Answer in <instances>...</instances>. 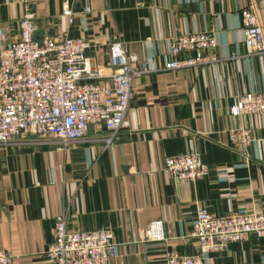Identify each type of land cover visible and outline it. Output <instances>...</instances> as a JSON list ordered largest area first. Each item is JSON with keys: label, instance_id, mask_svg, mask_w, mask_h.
I'll return each mask as SVG.
<instances>
[{"label": "crops", "instance_id": "0c3cea01", "mask_svg": "<svg viewBox=\"0 0 264 264\" xmlns=\"http://www.w3.org/2000/svg\"><path fill=\"white\" fill-rule=\"evenodd\" d=\"M243 8L255 14L264 37V0H0V51L19 37V20L29 12L35 39L87 40L104 76L114 40L147 69L132 80L124 126L109 147L95 141L106 133L101 124L65 148L50 135L0 145V249L12 256L10 264H50L44 252L62 211L70 230L112 232L118 255L110 264H164L168 252L194 254L198 207L264 214V113L229 112L236 94L264 91V57L248 56L243 45ZM203 31L215 36L218 60L165 69L171 41ZM240 124L252 136L247 160L228 136ZM191 148L209 166L206 177L188 182L163 172L166 157ZM156 220L165 239L148 242L145 229ZM205 264H264V236L230 243Z\"/></svg>", "mask_w": 264, "mask_h": 264}, {"label": "built area", "instance_id": "2783aa9c", "mask_svg": "<svg viewBox=\"0 0 264 264\" xmlns=\"http://www.w3.org/2000/svg\"><path fill=\"white\" fill-rule=\"evenodd\" d=\"M63 15L71 21L72 10ZM243 45L248 56L264 57L262 25L250 8L241 10ZM19 37L0 51V145L11 144L24 136L50 135L57 146L86 140L89 127L101 124L106 133L96 138L109 147L124 126L131 96L132 80L147 69H138L137 55L128 52L123 42L109 44L111 73L104 76L94 67L87 51L90 43L83 38L37 40V27L32 13L19 20ZM215 36L209 32L178 35L169 45L173 56L165 69H183L214 63L212 50ZM181 53L187 54L179 58ZM232 116L264 113V91L236 94L229 107ZM232 144L241 147L247 160V147L252 140L243 125L228 132ZM163 172L188 182L206 177L209 166L199 154L189 149L185 154L165 158ZM68 215L60 212L53 220V239L44 257L50 264H110L118 255L112 232L105 227L90 231H74L67 226ZM148 242L164 240L161 221L148 224ZM253 235L264 236V214L238 208L225 215L198 207L190 236L198 243L192 255L168 252L164 264H205L210 253L219 252L233 242ZM12 256L0 249V264H10Z\"/></svg>", "mask_w": 264, "mask_h": 264}]
</instances>
